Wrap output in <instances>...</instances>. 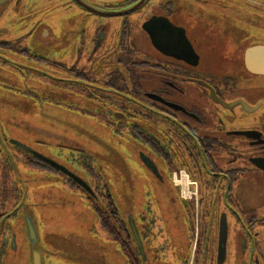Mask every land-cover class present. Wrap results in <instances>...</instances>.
Here are the masks:
<instances>
[{
	"label": "flooded vegetation",
	"instance_id": "af4514ba",
	"mask_svg": "<svg viewBox=\"0 0 264 264\" xmlns=\"http://www.w3.org/2000/svg\"><path fill=\"white\" fill-rule=\"evenodd\" d=\"M20 1L0 0V18L18 15L23 23L12 41H0L7 50L26 34L44 43L50 31L33 7L20 11ZM54 1L45 10L59 11L56 71L0 59L78 98L66 106L77 118L101 124L122 141L132 173L122 164L123 182L137 175L135 184L152 192L134 209L122 195L126 210L118 216L102 206L114 203L91 154L71 145H56L54 156L45 145H27V151L3 136L0 264L22 256L32 264L26 233L10 230L26 205L19 201L23 181L10 177L14 151L40 182L49 178L92 200L99 226L100 212L113 216L117 239L101 229L118 245L119 264H264V0ZM156 187L167 205L155 200Z\"/></svg>",
	"mask_w": 264,
	"mask_h": 264
},
{
	"label": "rangeland",
	"instance_id": "374dc122",
	"mask_svg": "<svg viewBox=\"0 0 264 264\" xmlns=\"http://www.w3.org/2000/svg\"><path fill=\"white\" fill-rule=\"evenodd\" d=\"M48 2L54 4L55 1L21 0L19 3L20 11L33 7L36 16L49 22L50 31L45 38L46 42L39 44L32 40V35L26 34L19 43L13 42L10 50L0 46V58L5 57L8 62L10 60L7 58L15 60L40 72L56 71L53 62L59 61L60 54L57 51L61 48L56 19L59 11L51 9L52 13L46 14ZM17 16L13 15L12 19L0 18V27L5 28V31H0L1 42L12 41V38L20 34L17 27L21 28L23 23ZM62 41H65L64 37ZM18 45L45 57L47 63H40L36 58L18 51ZM7 61L0 59V138L5 136L37 150L45 145L52 156L56 145L82 148L86 155H92L93 168L101 175L99 183L106 185L118 216H121L122 210H126L121 202L122 195L131 209L141 204L152 191L145 189L144 183L139 187L135 184V180L139 179L137 175L131 176V181L123 182L122 164L130 171V158L124 154L120 138L99 123L77 118V112L66 106L80 103L78 98L55 92L47 84L35 81V71L26 67H13ZM0 149H3V154L7 152L6 146ZM14 153L18 156L10 157V177L14 175L25 186V192L22 189L24 199L19 201H25L26 205H22V208L34 220L38 233L35 247L44 251L47 257L43 264H119L118 245L99 226L93 210L94 202L81 192L70 191L50 182L49 178L40 182L37 175L26 172L22 156L15 151ZM66 164L70 166L69 163ZM71 168L88 180L80 169L73 166ZM33 181L40 184L32 183ZM31 185L40 186L30 190ZM155 191L158 204L167 205L161 190L156 187ZM31 205L36 206L32 209ZM102 206L108 209L111 207ZM24 225V217L18 215L17 221L10 223V230L17 235L23 234ZM23 258L16 259L13 264H25Z\"/></svg>",
	"mask_w": 264,
	"mask_h": 264
},
{
	"label": "water",
	"instance_id": "95a60500",
	"mask_svg": "<svg viewBox=\"0 0 264 264\" xmlns=\"http://www.w3.org/2000/svg\"><path fill=\"white\" fill-rule=\"evenodd\" d=\"M10 142L15 144L16 146L22 148V149H25L27 151H32L26 144H23L19 141L11 139ZM35 154L39 155L40 157H43V156H41L40 153L36 152ZM72 178L75 179L84 189H86L87 191H89V193L92 194L91 189L88 187V185L85 182H83L81 179H79L75 176H72ZM24 214H25L23 216L24 217V224H25L24 227H25V233H26L28 240H29V243H30V254H31L30 257H31L32 264H43V257H42L41 249H38L35 247V244L38 241V233H37V229H36L34 220L26 212ZM129 221H130L129 223H130L131 227L133 228L134 227L133 223L131 222L130 219H129ZM134 234H135V230H134Z\"/></svg>",
	"mask_w": 264,
	"mask_h": 264
},
{
	"label": "trees",
	"instance_id": "16d2710c",
	"mask_svg": "<svg viewBox=\"0 0 264 264\" xmlns=\"http://www.w3.org/2000/svg\"><path fill=\"white\" fill-rule=\"evenodd\" d=\"M111 209L115 210L116 208H115V206L111 205ZM98 217L100 219V227L108 234V236H111L112 238L117 239L116 235L113 233V231L110 227V224H112L111 218H113V216L112 215H106L103 217V214L100 212ZM103 218H106L107 220L105 219V221H104Z\"/></svg>",
	"mask_w": 264,
	"mask_h": 264
},
{
	"label": "bare ground",
	"instance_id": "6f19581e",
	"mask_svg": "<svg viewBox=\"0 0 264 264\" xmlns=\"http://www.w3.org/2000/svg\"><path fill=\"white\" fill-rule=\"evenodd\" d=\"M178 182H179V179H178Z\"/></svg>",
	"mask_w": 264,
	"mask_h": 264
}]
</instances>
